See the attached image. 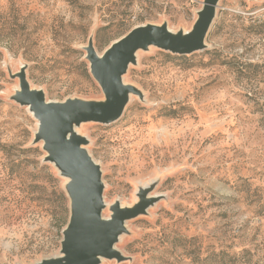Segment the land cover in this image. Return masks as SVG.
<instances>
[{
	"label": "rangeland",
	"instance_id": "obj_1",
	"mask_svg": "<svg viewBox=\"0 0 264 264\" xmlns=\"http://www.w3.org/2000/svg\"><path fill=\"white\" fill-rule=\"evenodd\" d=\"M202 1L0 0V264L61 257L69 218L68 180L34 141L15 73L24 66L49 101L103 102L88 40L100 55L137 25L183 35ZM204 44L181 57L138 50L122 76L137 93L120 118L71 125L100 168L103 216L152 186L114 243L120 258L97 264H213V253L264 264V0H219Z\"/></svg>",
	"mask_w": 264,
	"mask_h": 264
},
{
	"label": "water",
	"instance_id": "obj_2",
	"mask_svg": "<svg viewBox=\"0 0 264 264\" xmlns=\"http://www.w3.org/2000/svg\"><path fill=\"white\" fill-rule=\"evenodd\" d=\"M219 0H203L190 31L183 35L168 31L165 25L142 24L132 27L113 41L100 55L91 38L86 46L89 70L100 86L103 102L66 99L49 101L39 89H31L24 66L15 73L19 89L14 100L27 106L37 119L34 141H42L46 155L60 175L69 179V218L62 231V256L42 259L35 264H97L100 258H120L114 248L127 219L145 212L152 198L141 191L133 207H121L117 201L110 205V218L104 219L102 209L103 183L99 166L81 147L85 139L71 131L72 124L85 121L111 123L123 113L128 93L137 90L124 84L122 76L128 65L136 60L138 50L155 46L177 55H188L205 47L204 40L215 17Z\"/></svg>",
	"mask_w": 264,
	"mask_h": 264
},
{
	"label": "bare ground",
	"instance_id": "obj_3",
	"mask_svg": "<svg viewBox=\"0 0 264 264\" xmlns=\"http://www.w3.org/2000/svg\"><path fill=\"white\" fill-rule=\"evenodd\" d=\"M168 29V31H170L169 30V28H167ZM136 56H137V53H136ZM124 83V82H123ZM125 84V83H124ZM30 88L31 89H35V88H33V87H31L30 86ZM18 89H19V87L17 86V88H16V92L18 91ZM131 97H132V93H128V95H127V101H129L130 99H131ZM27 109H28V107H27ZM29 110V109H28ZM30 111V110H29ZM30 113L32 114V112L30 111ZM33 115V114H32ZM38 124V123H37ZM37 130V129H36ZM36 132V131H35ZM58 169V168H57ZM58 172L60 173V170L58 169ZM66 178V177H65ZM67 180L69 181V179L67 178ZM152 186H151V182L148 184V183H146V184H141L140 186H139V188H138V190H137V192H136V194L138 195L141 191H144L145 189H149V188H151ZM117 201V200H116ZM118 203H119V201H117ZM114 203V202H113ZM112 203V204H113ZM108 204H106L105 202H104V207L105 206H107ZM119 205L122 207L123 205L122 204H120L119 203ZM124 207V206H123ZM103 216V215H102ZM103 218L104 219H109L110 218V215H108V216H103ZM125 223V222H124ZM120 236V234L118 235V237ZM115 247L113 246V249H114ZM116 249V248H115ZM100 260H102V258H100ZM36 263V262H35ZM35 263H33V264H35Z\"/></svg>",
	"mask_w": 264,
	"mask_h": 264
},
{
	"label": "trees",
	"instance_id": "obj_4",
	"mask_svg": "<svg viewBox=\"0 0 264 264\" xmlns=\"http://www.w3.org/2000/svg\"><path fill=\"white\" fill-rule=\"evenodd\" d=\"M169 55V54H168ZM171 57H181L180 55H176L174 54L173 56ZM251 63H248V65H250ZM184 254V253H183ZM220 253H217V254H211V258H210V261L211 263L213 264H223L224 262V259H223V256L222 255H219ZM188 256V255H187ZM207 257V256H206ZM205 259V258H204Z\"/></svg>",
	"mask_w": 264,
	"mask_h": 264
}]
</instances>
